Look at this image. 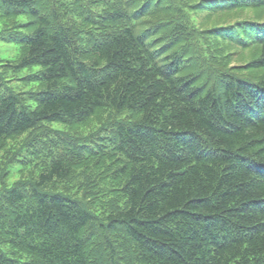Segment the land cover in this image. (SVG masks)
Listing matches in <instances>:
<instances>
[{
  "label": "trees",
  "instance_id": "trees-1",
  "mask_svg": "<svg viewBox=\"0 0 264 264\" xmlns=\"http://www.w3.org/2000/svg\"><path fill=\"white\" fill-rule=\"evenodd\" d=\"M260 15L0 0V264H264Z\"/></svg>",
  "mask_w": 264,
  "mask_h": 264
},
{
  "label": "rangeland",
  "instance_id": "rangeland-1",
  "mask_svg": "<svg viewBox=\"0 0 264 264\" xmlns=\"http://www.w3.org/2000/svg\"><path fill=\"white\" fill-rule=\"evenodd\" d=\"M250 12L248 14H252L250 15L251 17L256 16L258 13H252L251 11H247ZM242 15V14H241ZM260 19L264 18V15H260L259 16ZM0 26H2V23H0ZM242 55L238 56V60L242 61L243 57H249L253 55V50H245V51H241ZM21 54V50L20 47L18 46V44L16 43H12V42H4V41H0V64H3L4 61L5 62H9V61H13L18 59L19 55ZM238 62V61H237ZM239 63V62H238ZM37 68H39L38 66H33L32 68H24L21 69L19 72L15 73L14 77H19V79L13 78L12 80L8 81L7 85L12 88L14 91H27L31 88L34 87V84H24L23 80L21 79L23 76H25L26 74H28L30 71H36ZM255 73V77L258 78L260 77L262 74L254 71ZM93 126H95V122H93ZM92 127V124L86 126L87 130ZM12 145V142H9V146ZM9 148V147H7ZM18 167L13 168V170L11 173V178L10 180H13L15 178H17V176H19V174L17 173L16 169Z\"/></svg>",
  "mask_w": 264,
  "mask_h": 264
},
{
  "label": "bare ground",
  "instance_id": "bare-ground-1",
  "mask_svg": "<svg viewBox=\"0 0 264 264\" xmlns=\"http://www.w3.org/2000/svg\"><path fill=\"white\" fill-rule=\"evenodd\" d=\"M254 76V75H253Z\"/></svg>",
  "mask_w": 264,
  "mask_h": 264
}]
</instances>
